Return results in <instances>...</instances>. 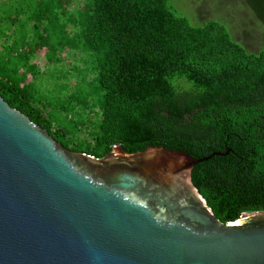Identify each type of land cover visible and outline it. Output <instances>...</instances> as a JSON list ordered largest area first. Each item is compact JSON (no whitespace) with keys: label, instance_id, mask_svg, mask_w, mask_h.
Returning a JSON list of instances; mask_svg holds the SVG:
<instances>
[{"label":"trees","instance_id":"trees-1","mask_svg":"<svg viewBox=\"0 0 264 264\" xmlns=\"http://www.w3.org/2000/svg\"><path fill=\"white\" fill-rule=\"evenodd\" d=\"M78 1L86 2L78 39L91 67L81 72L93 77L67 71L80 78L79 93L56 109L38 104L34 65L22 70L29 60L7 43L0 45L4 101L68 150L97 159L115 146L129 154L157 147L210 157L191 180L215 217L227 224L264 211V38L251 51L220 21L193 25L173 0ZM242 3L264 29V0ZM35 51L57 63L45 42ZM70 107L66 128L53 110L68 118Z\"/></svg>","mask_w":264,"mask_h":264},{"label":"water","instance_id":"water-1","mask_svg":"<svg viewBox=\"0 0 264 264\" xmlns=\"http://www.w3.org/2000/svg\"><path fill=\"white\" fill-rule=\"evenodd\" d=\"M209 159L76 153L0 96V264H264V211L223 224L193 185Z\"/></svg>","mask_w":264,"mask_h":264},{"label":"rangeland","instance_id":"rangeland-1","mask_svg":"<svg viewBox=\"0 0 264 264\" xmlns=\"http://www.w3.org/2000/svg\"><path fill=\"white\" fill-rule=\"evenodd\" d=\"M85 4L78 0H0V45L10 44L8 47L11 46L24 63L29 60L22 70L34 65L31 72L37 80L34 95L38 104L48 102L51 109H56L57 101L64 102L68 96L79 93L75 85L80 78L72 73L91 69L87 55L80 50L82 46L78 39L79 11ZM171 6L193 25H202L208 20L222 22L234 38L251 51L256 52L264 38V29L242 0H173ZM44 42L50 51H54L57 63L50 64L49 58L35 51ZM28 51L33 53L28 54ZM67 71L72 72L71 76H66ZM81 73L87 76L88 81L93 77L91 72ZM64 86L68 88L61 89ZM39 96L42 98L38 99ZM68 110V118L53 110L59 123L66 128L72 124L70 120L74 116L72 108ZM87 118L86 122L93 119L90 115ZM76 120L73 117V121ZM78 137L84 138L85 135Z\"/></svg>","mask_w":264,"mask_h":264}]
</instances>
